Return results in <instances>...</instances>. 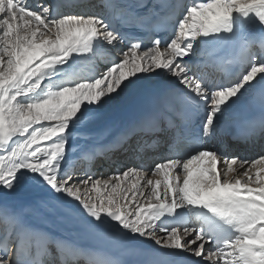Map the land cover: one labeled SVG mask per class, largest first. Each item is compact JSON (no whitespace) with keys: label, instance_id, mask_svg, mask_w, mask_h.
<instances>
[{"label":"snow or ice","instance_id":"snow-or-ice-1","mask_svg":"<svg viewBox=\"0 0 264 264\" xmlns=\"http://www.w3.org/2000/svg\"><path fill=\"white\" fill-rule=\"evenodd\" d=\"M86 2L0 0V264H45L53 250L59 264L86 255V264H123L25 223L31 205L13 203L32 193L99 238L150 240L194 257L188 264H264V147L246 157L206 146L242 105L261 118L234 139L264 136V0ZM249 26L260 37L242 41L238 70L223 64L220 79L194 70L201 45ZM133 27L167 35L145 45L124 30ZM104 53L94 75L73 72ZM133 94L147 103L103 143L105 111ZM100 160L115 171L97 174Z\"/></svg>","mask_w":264,"mask_h":264},{"label":"bare ground","instance_id":"bare-ground-1","mask_svg":"<svg viewBox=\"0 0 264 264\" xmlns=\"http://www.w3.org/2000/svg\"><path fill=\"white\" fill-rule=\"evenodd\" d=\"M29 3H32L33 0H28ZM97 2V0H87L86 4H85V8H88V4H95ZM81 9L79 8H72V9H68V11H80ZM88 10H92V9H88ZM121 46V45H120ZM123 47V46H121ZM111 57L108 56L107 53L98 55L94 61V66L90 65L88 63H83V62H77V64H75L73 66V72H75L77 75L81 76V77H88L91 75H94L95 72V68H99L102 67L104 64L102 62H105V60L110 59ZM203 53L201 50V47L199 49V55L197 57V61H198V66L194 69L196 71L199 72V74L201 76H207L209 79H218L217 76V72L213 69V68H204L203 67ZM142 96L140 94H133L129 97H127L126 99L122 100L120 103L113 105L112 107L108 108L104 115L102 120L100 121L99 125H98V129H102L105 128V126L103 125V122L107 119V117H109L110 115L118 112L119 109L129 105L130 103L134 102V99ZM227 122V121H226ZM129 121H122L121 123H117L115 125H113L114 127L109 128L111 129V132L114 131L115 129H119V128H123L126 124H128ZM227 124V123H226ZM106 138V136L104 137ZM103 138V139H104ZM105 143H108L107 141ZM254 145H259V146H263L264 147V136H260L259 139L257 140H253L251 139V141H240V140H234L233 138L227 137V134L224 133L220 138L215 139L213 141H211L208 145H206L207 147H212L214 149H217L221 152H223L224 155L227 156H246L248 157L251 153H249L250 149L254 146ZM253 149V148H252ZM114 155V159H116L118 162H122L123 165L126 166H130V167H140L141 166V162L137 161V160H130V159H125V157L120 154V153H115ZM128 164V165H127ZM145 166H151L152 161L150 160H145L144 161ZM84 166V164L82 162H78L77 166ZM117 165H112L111 167H109L108 163L104 160H100L96 165L94 170L96 171L97 174L100 173H104L106 175V172L110 171L113 172L115 171ZM42 193H32L29 195H20L19 197L16 198V200L13 203L14 207H22V206H27V197H31L32 199H40L42 197ZM24 222L27 224H31V225H35V226H39L41 228H43L45 231L50 232L53 236L55 234H58L60 238L65 239V240H70L73 241L74 243H79L78 240H76L77 236L74 234V230L72 228L69 227H59V228H53L51 227L48 223H44V221H41L40 219L37 218L36 213L32 210H30L25 216H24ZM56 231V232H55ZM6 229L4 227L3 224H0V239H2V237L4 235H6ZM14 235V234H13ZM162 235V234H161ZM111 236V235H110ZM135 244H141L143 245L145 248L150 249V250H158L164 253H170V254H174V252L177 253V255H184V256H188L186 253H180L176 250H167V249H162L159 248V246L155 245L154 242L150 241V240H138V241H133ZM80 245V244H79ZM81 245L84 249H90V242L88 240H82L81 241ZM11 252V250H10ZM189 257V256H188ZM190 259H195L194 257H189ZM45 264H59L58 259L55 256V251L53 250V255L49 258H46L45 260ZM79 264H86L83 260H80Z\"/></svg>","mask_w":264,"mask_h":264},{"label":"rangeland","instance_id":"rangeland-1","mask_svg":"<svg viewBox=\"0 0 264 264\" xmlns=\"http://www.w3.org/2000/svg\"><path fill=\"white\" fill-rule=\"evenodd\" d=\"M103 64H104V62H102ZM113 137H114V135H111V136H109V137H107L106 139V141L107 142H109V141H111L112 139H113ZM104 141H105V138L103 139V143H104ZM262 147L263 146H259V145H255V146H253L249 151V153H251L248 157H252V156H255V155H257L260 151H261V149H262ZM128 165V164H127ZM77 167H81V166H77ZM128 167H130L129 165H128ZM108 173H110V171L108 172H106V175L108 174Z\"/></svg>","mask_w":264,"mask_h":264}]
</instances>
